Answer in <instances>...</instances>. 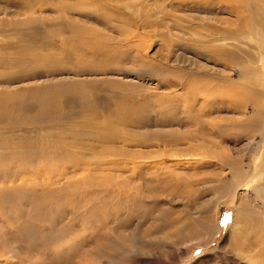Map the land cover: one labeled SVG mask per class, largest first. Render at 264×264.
<instances>
[{"label": "rangeland", "instance_id": "1", "mask_svg": "<svg viewBox=\"0 0 264 264\" xmlns=\"http://www.w3.org/2000/svg\"><path fill=\"white\" fill-rule=\"evenodd\" d=\"M0 264H264V0H0Z\"/></svg>", "mask_w": 264, "mask_h": 264}]
</instances>
